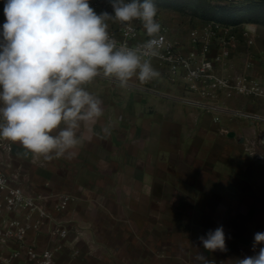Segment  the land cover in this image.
<instances>
[{
    "label": "crops",
    "instance_id": "obj_1",
    "mask_svg": "<svg viewBox=\"0 0 264 264\" xmlns=\"http://www.w3.org/2000/svg\"><path fill=\"white\" fill-rule=\"evenodd\" d=\"M161 20L171 38L187 42V32L174 33ZM130 83L121 88L101 76L85 86L103 101L104 112L97 121L81 124L77 135L82 142L71 158L47 160L12 142L13 165L25 175L24 185L71 194L63 218H85L91 226L95 218L110 227L120 222L113 231L121 233L123 243L135 241L153 260L147 264H155L160 239L165 264H203L200 254L215 264H235L257 254L264 247L253 251L254 234L264 232V164L244 146L255 142L258 133L264 135V123L226 114L215 122L198 108ZM156 87L180 93L160 77ZM227 104L264 111L263 104L243 96ZM160 223L164 235L158 237ZM220 226L227 251L207 252L199 237ZM87 233L92 234L90 228Z\"/></svg>",
    "mask_w": 264,
    "mask_h": 264
},
{
    "label": "clouds",
    "instance_id": "obj_2",
    "mask_svg": "<svg viewBox=\"0 0 264 264\" xmlns=\"http://www.w3.org/2000/svg\"><path fill=\"white\" fill-rule=\"evenodd\" d=\"M114 15L97 13L90 0H5L0 31V139L20 143L44 159L71 158L81 142L82 123L103 116V101L86 90L97 77L127 87L160 76L152 66L162 47L153 0H109ZM129 32L139 21L149 37L129 47L109 32V22ZM108 133L109 129H102ZM55 133V134H53ZM207 252L227 251L223 226L199 237ZM264 244L254 234L253 251ZM203 264H215L200 254ZM235 264H264V247Z\"/></svg>",
    "mask_w": 264,
    "mask_h": 264
},
{
    "label": "built area",
    "instance_id": "obj_3",
    "mask_svg": "<svg viewBox=\"0 0 264 264\" xmlns=\"http://www.w3.org/2000/svg\"><path fill=\"white\" fill-rule=\"evenodd\" d=\"M216 4L238 5L246 0H210ZM131 2V0H125ZM99 14L114 15L109 0H90ZM163 38L160 54L151 58L152 66L169 86L180 88L179 94L159 91L156 79L141 83L136 78L129 82L134 87L156 92L182 104L208 113L213 121L222 114L240 117L253 123H264V111H249L228 106L234 96L247 97L264 105V78L253 73L250 48L256 36V25L226 24L217 20H201L187 31V42L171 38L162 23ZM3 21L0 20V31ZM129 32L120 22H109V32L119 43L135 47L149 37L139 21L132 23ZM142 34V36H140ZM244 44L246 51L238 69L233 66V55ZM158 77V78H159ZM262 150L249 142L244 150L264 164ZM25 175L13 165L12 142L0 139V264H53L56 253L68 242L71 232L77 231L71 219L63 218L72 196L65 192L36 191L24 185Z\"/></svg>",
    "mask_w": 264,
    "mask_h": 264
},
{
    "label": "rangeland",
    "instance_id": "obj_4",
    "mask_svg": "<svg viewBox=\"0 0 264 264\" xmlns=\"http://www.w3.org/2000/svg\"><path fill=\"white\" fill-rule=\"evenodd\" d=\"M173 2H177V6L157 7L158 12L163 17V21L165 19L169 23L172 32L175 33L176 30L187 32L189 27H192L198 24L199 21L203 20L202 17L199 18L198 15H194V12L199 13L195 8L198 0H174ZM254 2L255 0H246L243 3L235 5V8H241L237 14L239 16L247 15L249 13L248 7ZM4 3L5 0H0V20L3 22H5L6 19L4 15ZM245 20H247L246 17L235 25L242 26L243 23H246ZM253 24L256 25V36L253 45L248 48L251 53L249 56H251L253 60L252 72L259 77L264 78V22H254ZM180 38L185 39L186 37L181 35ZM246 50V46L241 43L239 45L240 52L233 55L232 63L234 68L238 69L242 64V59L245 56L244 52ZM257 124H259V122H257ZM258 134V138L255 140V146L262 150L261 139L264 135H261V133ZM66 219L72 220V223L74 224L73 227L76 228L77 231L70 233L68 242L65 243V245H63V247L56 253L53 264H147V262H153L152 259L148 260L147 256L142 254L143 250L139 249L135 241L133 242L131 239H127V242L125 241L124 243L120 241L119 237L121 233L118 234L117 231H113V228H115L116 225H121L120 222H117L114 226L110 227L107 223L103 222V218H95L97 219V222L94 226H91L84 222L85 218ZM162 225L163 223H160L159 225L156 224L158 237L159 235H164L159 234V229H162ZM89 228L91 229V235L87 233ZM109 228H111V234L105 233ZM83 231L85 236L81 233ZM164 239L165 238H163V240ZM158 243H160L161 246L157 249L159 252L155 255L154 262L155 264H165L167 251L165 250L163 246L164 243H162L161 239L156 240V244Z\"/></svg>",
    "mask_w": 264,
    "mask_h": 264
},
{
    "label": "trees",
    "instance_id": "obj_5",
    "mask_svg": "<svg viewBox=\"0 0 264 264\" xmlns=\"http://www.w3.org/2000/svg\"><path fill=\"white\" fill-rule=\"evenodd\" d=\"M173 1L174 0H153L158 8L177 6L178 1L175 3ZM140 2H143V0H140ZM195 8L199 13L194 12V15H198L199 18L202 17L203 20H217L226 24H236L246 17V22H264V0H255V2L248 7L249 13L245 16H239L237 14L241 8H235L233 5L216 4L210 0H198Z\"/></svg>",
    "mask_w": 264,
    "mask_h": 264
}]
</instances>
